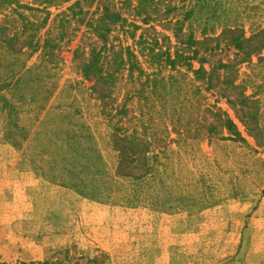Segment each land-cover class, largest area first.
<instances>
[{
	"label": "rangeland",
	"instance_id": "rangeland-1",
	"mask_svg": "<svg viewBox=\"0 0 264 264\" xmlns=\"http://www.w3.org/2000/svg\"><path fill=\"white\" fill-rule=\"evenodd\" d=\"M168 1L193 10L184 35L172 36L155 20L146 36L156 38V49L190 54L183 42L192 31L199 50L192 65L203 64L212 86L162 66L158 78L167 82L152 94L142 93L126 68L112 87L91 90L93 80L81 73L85 51L74 52L83 29L55 16L66 3L52 5L45 24L42 12L24 10L43 24L26 33L15 13L0 16L8 28L0 29V107L5 96L13 108L0 111V262L264 264V0ZM80 2L93 10V0ZM241 31L250 38L243 46H257L256 54L233 47ZM60 34L47 57L20 51L23 39L41 45ZM117 35L110 34V44L119 43ZM112 53L103 58L110 71ZM221 63L233 66L223 70ZM104 90L109 96L101 101ZM244 95L253 101L243 103ZM122 106L129 138L116 137L115 147L105 114ZM239 108H250L252 118H242ZM225 115L246 142L221 139ZM7 132L16 146L4 141L12 138ZM130 140L136 152L122 158L116 149Z\"/></svg>",
	"mask_w": 264,
	"mask_h": 264
},
{
	"label": "trees",
	"instance_id": "trees-1",
	"mask_svg": "<svg viewBox=\"0 0 264 264\" xmlns=\"http://www.w3.org/2000/svg\"><path fill=\"white\" fill-rule=\"evenodd\" d=\"M37 1V6H33L31 4L24 3L23 0H0V16L8 18L15 16V13L22 22L21 33H26L29 29L33 30V26L35 27L34 29L38 30L43 28V24L47 22L51 15L50 8L52 5L53 7H56L59 3H66L67 5L65 6V9L57 13L55 16L62 17V25L64 22L69 23L70 19H72L75 23L74 25L76 29H83L79 38V44L74 52H76L79 48L85 51L86 57L80 63L81 73L85 79L93 80V84L90 88L91 90H96L98 84L112 87V84H115V79L117 77L116 73L120 71L121 68H126L127 77L131 81L134 83L137 82L141 85L139 88L142 89V93L146 88L149 89V94H152L153 92H156V87L159 84V81H166L165 76L162 77V80L161 78H158V69L162 66L169 68L172 71H175L176 69H184L187 73L192 75L191 81H199L201 84L207 83V86L210 83L211 75L208 71H206L203 64L200 62L198 68H194L192 65L193 60L197 58V54L199 53V50L196 48L198 40H196L192 31L188 32L183 42L188 46L190 54H186L179 49H176L173 52H171L170 48L156 49L154 48V45L157 44L156 38L147 37L145 34V30L150 27V25H154V21L157 20V23H161L165 26L172 36L179 37L180 35H184V23L187 19L191 18L193 14L191 7L187 8L188 6H186V10L181 12L179 6L171 4L168 0H93V10H89L81 5L80 0ZM159 4H162L164 7V10L160 14L158 12ZM24 10L42 12L44 14L42 19L43 24L35 25L38 22L30 20L28 15L23 12ZM0 29H3L5 32L8 30V28L3 26V24L0 26ZM140 30L141 32L137 34ZM17 31L18 28H14V32L16 34ZM230 31L233 32L236 30L233 28L230 29ZM113 32L120 34L117 35L118 37L116 36L117 39L120 40L116 46H114L115 44H110L109 42L110 34ZM242 33L243 32L241 31V34ZM222 35L224 36V33ZM13 37H15L14 34ZM49 37L52 36H45L41 45L37 44V42L34 44L35 42L33 41V38H30L29 40L23 39L22 42H24V44L20 47V51H23V48H31L32 50H38L41 54H43L41 56L47 57L48 55L46 53L59 48V43L63 40V34H60V38H57L58 40L53 38L52 41ZM123 39L125 42L131 41L134 45L133 47H136L137 49H133L131 44H124ZM249 40L250 38H246L244 37V34H242V36L238 35L233 37L231 43L235 49L243 50V52L246 53L245 55H250L252 52H254L253 54H256L255 51H257V46H249L250 48L248 49L243 46V43L249 42ZM9 41H7V43ZM67 41H69V39H67ZM109 50L113 52L114 62L116 63V67L111 71L103 66V58L106 57L105 53L109 52ZM140 58H143V61H141ZM249 63L252 64L251 61ZM257 63L253 64V66H256ZM145 65H147V67ZM232 66L233 65L231 63H221L219 67L223 70H229ZM27 69L24 66L21 69L20 74H23ZM209 86L212 85L209 84ZM234 87L237 86L234 85ZM138 91L139 90H135L134 93L136 94ZM128 93L129 90H126L125 94L127 95ZM108 96V90L100 91L98 94L101 101H104ZM2 100L3 104L0 107V111L4 112L13 109L6 100L5 96H2ZM241 101L243 103H249L253 100L250 95H244ZM233 103L234 102L229 101V104L234 105ZM238 112L241 114L242 118L243 116L247 117V119L248 117L249 119L252 118V110L250 108L247 111L239 108ZM118 113H124L123 106L121 109H117L114 114H111V112L108 114H105L104 112L102 113L105 114V116L112 118L113 122L110 118H108V120L112 122L111 128L114 130V134H112V136L115 147H119L117 146L118 144L115 140L116 137H118V139L120 138L121 142L127 141L129 138L125 134L126 130L123 129L120 120L121 116L118 115ZM220 126L226 133V135L223 134V136H221V139L246 142L238 131L235 123L228 117V115L221 118ZM213 130L214 129H210V131ZM7 135H10L9 137L12 138L11 140L10 138H7V140L5 139L4 141L12 146H16L18 142L14 133L7 132ZM133 144H131L130 140V147L117 148L116 150H118L122 158H124V156L128 155V151L130 153L131 151L136 152L135 146H132ZM45 263L46 261L20 264ZM0 264L8 263L0 262Z\"/></svg>",
	"mask_w": 264,
	"mask_h": 264
}]
</instances>
